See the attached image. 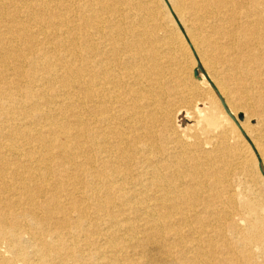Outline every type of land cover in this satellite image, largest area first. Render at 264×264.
Instances as JSON below:
<instances>
[{
	"label": "bare ground",
	"instance_id": "1",
	"mask_svg": "<svg viewBox=\"0 0 264 264\" xmlns=\"http://www.w3.org/2000/svg\"><path fill=\"white\" fill-rule=\"evenodd\" d=\"M0 264H264V0H0Z\"/></svg>",
	"mask_w": 264,
	"mask_h": 264
},
{
	"label": "rangeland",
	"instance_id": "2",
	"mask_svg": "<svg viewBox=\"0 0 264 264\" xmlns=\"http://www.w3.org/2000/svg\"><path fill=\"white\" fill-rule=\"evenodd\" d=\"M229 7H230V4H229ZM252 19L251 18H248V17H245L244 15H242V16H240L239 17V21H240V23H239V25H234V24H232V22L233 21H226L225 22V25L227 26V28H228V30L231 32V34H234V33H236L237 34V36L238 35H240V33L242 34L243 33V30H245V28H243V27H240V28H238L237 26H247L248 25V23H250V22H252L251 21ZM248 22V23H247ZM232 24V25H231ZM231 28H230V27ZM236 26V27H235ZM235 27V28H234ZM228 30H226V31H228ZM232 30V31H231ZM229 35H230V33H228ZM226 35V36H228V37H232L231 35L229 36V35ZM245 35V34H244ZM248 33L245 35V36H242V40H245V41H247V42H250L251 43V39H250V36L248 35ZM223 44H225L224 42H223ZM192 74V73H191ZM192 77L194 78V76H193V74H192ZM195 79V78H194ZM193 79V80H194ZM239 114L240 115H242V118L244 119V120H246L247 122H248V125L249 126H252V127H254L255 126V124H254V122H255V120H254V118H249V117H247V116H244L245 115V112L243 111V109H239ZM246 118V119H245ZM249 118V119H248ZM252 124V125H251Z\"/></svg>",
	"mask_w": 264,
	"mask_h": 264
}]
</instances>
